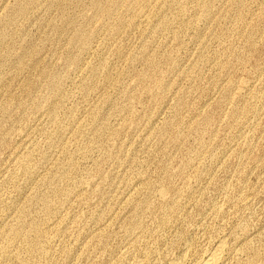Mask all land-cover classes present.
Masks as SVG:
<instances>
[{
    "label": "rangeland",
    "instance_id": "rangeland-1",
    "mask_svg": "<svg viewBox=\"0 0 264 264\" xmlns=\"http://www.w3.org/2000/svg\"><path fill=\"white\" fill-rule=\"evenodd\" d=\"M216 250L264 264V0H0V264Z\"/></svg>",
    "mask_w": 264,
    "mask_h": 264
},
{
    "label": "bare ground",
    "instance_id": "bare-ground-1",
    "mask_svg": "<svg viewBox=\"0 0 264 264\" xmlns=\"http://www.w3.org/2000/svg\"><path fill=\"white\" fill-rule=\"evenodd\" d=\"M220 246H222V245H220ZM220 246H219V247H220ZM219 247H218V248H219ZM216 248H217V247H216ZM220 248H221V247H220ZM220 248H219V249H220ZM222 248H223V246H222ZM220 250H222V249H220ZM216 252H218V251L216 250L215 253H216ZM220 253H221V251H220ZM220 253H219V256H220ZM213 254H214V253H213ZM211 256H212V255H211ZM219 256H218V257H219ZM216 257H217V253L214 254L212 257H210L211 260H210V261L208 260L209 262L207 261L206 264H212L213 261L216 260ZM173 264H178V263H173Z\"/></svg>",
    "mask_w": 264,
    "mask_h": 264
}]
</instances>
